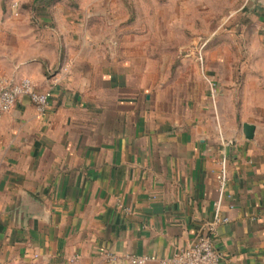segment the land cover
<instances>
[{
	"label": "crops",
	"instance_id": "obj_1",
	"mask_svg": "<svg viewBox=\"0 0 264 264\" xmlns=\"http://www.w3.org/2000/svg\"><path fill=\"white\" fill-rule=\"evenodd\" d=\"M46 1L45 19L0 7V76L52 92L45 115L21 96L0 118V264H160L213 219L224 155L220 264H264V100L209 99L199 71L169 81L132 26L107 17L114 0L67 15ZM226 62L216 51L207 70Z\"/></svg>",
	"mask_w": 264,
	"mask_h": 264
},
{
	"label": "rangeland",
	"instance_id": "obj_2",
	"mask_svg": "<svg viewBox=\"0 0 264 264\" xmlns=\"http://www.w3.org/2000/svg\"><path fill=\"white\" fill-rule=\"evenodd\" d=\"M114 3L112 9L108 7L107 17L132 26L144 51L150 58H156L158 68L169 81L190 74V70L199 71L200 77L204 73L216 82L217 102L226 104L233 100L240 106L245 101L264 100V87L262 92L245 93V89L253 90L259 83L264 86V0H114ZM78 5L79 0H60V11L67 15ZM1 6L3 15L20 7L31 20L49 15L41 7V0H0ZM216 51L230 60L229 65L226 62L220 67V76H212L207 70L206 60ZM228 72L235 75L238 72L230 84ZM204 92L210 99V85L205 86Z\"/></svg>",
	"mask_w": 264,
	"mask_h": 264
},
{
	"label": "built area",
	"instance_id": "obj_3",
	"mask_svg": "<svg viewBox=\"0 0 264 264\" xmlns=\"http://www.w3.org/2000/svg\"><path fill=\"white\" fill-rule=\"evenodd\" d=\"M211 87L212 97L216 99V86L212 81H208ZM21 96H28L36 106L41 115H45L49 108L52 92L39 91L36 84L29 78L19 81L0 76V118L3 114L10 112L17 104ZM219 185V197L215 202V213L213 219L206 222L204 232L189 246L182 249L179 253L169 258H161L160 264H220L222 254L214 247L213 236L216 234L220 224L228 222L229 218L223 216L221 209L226 196L229 180L228 159L224 155L220 162V169L217 173ZM110 260H117L119 256L107 254ZM126 260L130 264H146L150 260H156L155 256L129 254Z\"/></svg>",
	"mask_w": 264,
	"mask_h": 264
},
{
	"label": "water",
	"instance_id": "obj_4",
	"mask_svg": "<svg viewBox=\"0 0 264 264\" xmlns=\"http://www.w3.org/2000/svg\"><path fill=\"white\" fill-rule=\"evenodd\" d=\"M255 125L250 124V123H245L244 124V133L247 139H253L255 135Z\"/></svg>",
	"mask_w": 264,
	"mask_h": 264
},
{
	"label": "trees",
	"instance_id": "obj_5",
	"mask_svg": "<svg viewBox=\"0 0 264 264\" xmlns=\"http://www.w3.org/2000/svg\"><path fill=\"white\" fill-rule=\"evenodd\" d=\"M49 3H50V1L48 0V1H46L44 4H45V5H48Z\"/></svg>",
	"mask_w": 264,
	"mask_h": 264
}]
</instances>
